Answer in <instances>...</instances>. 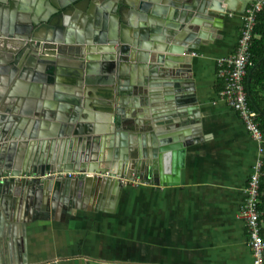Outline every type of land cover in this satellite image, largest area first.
Masks as SVG:
<instances>
[{
	"label": "water",
	"instance_id": "1",
	"mask_svg": "<svg viewBox=\"0 0 264 264\" xmlns=\"http://www.w3.org/2000/svg\"><path fill=\"white\" fill-rule=\"evenodd\" d=\"M235 1L0 0V80L38 82L45 90L32 98L37 91L30 86L18 98L1 88L0 175H49L0 182V264L25 250L33 210L48 202L68 211L87 205L98 197L97 184L91 198L81 194L91 180L105 192L110 182L117 193L116 178L95 174L128 168L155 172L157 186L168 183L164 154L171 150L179 165L190 132L199 129L191 53L221 27ZM239 1L245 12L254 0ZM63 44L79 51L64 56ZM60 82L72 93L55 99L73 106L50 112L49 95Z\"/></svg>",
	"mask_w": 264,
	"mask_h": 264
},
{
	"label": "crops",
	"instance_id": "2",
	"mask_svg": "<svg viewBox=\"0 0 264 264\" xmlns=\"http://www.w3.org/2000/svg\"><path fill=\"white\" fill-rule=\"evenodd\" d=\"M235 2V10L228 11L222 23L216 24L221 27L207 33L198 49L192 51L199 129L190 132L192 143L183 149L179 165L171 150L167 157L164 154L162 171L168 183L155 187V172L129 173L126 168L130 179L137 177L151 185L127 186L120 178L115 194L110 182H105V192L93 175L95 181L88 182L91 186L82 184L81 194L84 197L86 190L91 198V187L97 184L98 197L88 199L87 205L68 211L54 209L48 202L31 212L25 250L12 264H253L248 229L240 214L253 167L263 156L260 149H264V141L259 143L252 137L240 114L221 96L223 82L217 67L219 58L235 52L244 24L242 3ZM63 45L59 51L64 56H75L79 51L71 44ZM16 83L5 86L0 80V91L12 89L13 95L21 98L35 86L33 93L37 91V96L32 98H38L40 91L45 93L41 83ZM58 84L49 95L50 112L73 106L55 99L58 95L69 97L73 86L68 82ZM249 85L257 92L253 76ZM262 94L255 95L260 104L264 103ZM29 125L33 130L34 125ZM43 125L51 127L49 120ZM128 136L138 137L132 132ZM116 169L111 171L124 175ZM72 176L82 178L84 174ZM261 191L264 196L262 184ZM261 223L264 236L263 212Z\"/></svg>",
	"mask_w": 264,
	"mask_h": 264
},
{
	"label": "built area",
	"instance_id": "3",
	"mask_svg": "<svg viewBox=\"0 0 264 264\" xmlns=\"http://www.w3.org/2000/svg\"><path fill=\"white\" fill-rule=\"evenodd\" d=\"M263 8L264 0H255V2L246 9L244 24L235 52L217 60L218 77L223 82L221 96L225 99L231 109L240 114L248 131L259 143L264 141V136L260 129L259 116L250 108L244 79L247 75V69L253 65L251 43L254 38L256 16L263 10ZM191 54L195 55L194 52ZM260 154L263 156L253 167L246 190V199L240 214L248 229L249 247L252 251L253 264H264V236L262 234L261 223L262 212L259 209L262 176L264 174V149H260ZM62 174L70 177H76L72 175H80V173L69 175H66L65 173ZM97 175H110L118 181L121 178V182L132 187L151 185L149 181L139 180L137 177L130 179L127 174L118 175L112 171H104ZM48 176L49 175L46 177ZM46 177L27 174L12 176L9 174L8 176L0 175V182L12 178L17 182H33L38 180L42 181V179H45ZM153 186L157 187L156 184Z\"/></svg>",
	"mask_w": 264,
	"mask_h": 264
},
{
	"label": "trees",
	"instance_id": "4",
	"mask_svg": "<svg viewBox=\"0 0 264 264\" xmlns=\"http://www.w3.org/2000/svg\"><path fill=\"white\" fill-rule=\"evenodd\" d=\"M251 53L253 56V65L247 69L244 85L247 92L249 105L252 110L259 114L258 119L260 122V129L264 134V103L260 104L255 96L256 94L263 93L262 96L264 97V66L260 65L261 62L264 63V8L256 16L254 38L251 43ZM250 76H253L257 82V88L259 87L257 92L249 85ZM262 190L264 191V180L262 181ZM259 209L261 212H263L264 216V196H262V193L260 197Z\"/></svg>",
	"mask_w": 264,
	"mask_h": 264
},
{
	"label": "flooded vegetation",
	"instance_id": "5",
	"mask_svg": "<svg viewBox=\"0 0 264 264\" xmlns=\"http://www.w3.org/2000/svg\"><path fill=\"white\" fill-rule=\"evenodd\" d=\"M21 175H23V174H21ZM27 175H37V176H39L38 174H27ZM25 182H27V181H25Z\"/></svg>",
	"mask_w": 264,
	"mask_h": 264
},
{
	"label": "clouds",
	"instance_id": "6",
	"mask_svg": "<svg viewBox=\"0 0 264 264\" xmlns=\"http://www.w3.org/2000/svg\"><path fill=\"white\" fill-rule=\"evenodd\" d=\"M109 171H111V170H109ZM102 172H104V171H102ZM101 173V172H100ZM115 174H118V175H120L119 173H115ZM95 175H97V174H95ZM98 176V175H97ZM158 187V186H157Z\"/></svg>",
	"mask_w": 264,
	"mask_h": 264
}]
</instances>
